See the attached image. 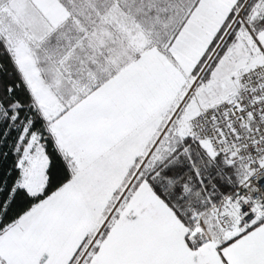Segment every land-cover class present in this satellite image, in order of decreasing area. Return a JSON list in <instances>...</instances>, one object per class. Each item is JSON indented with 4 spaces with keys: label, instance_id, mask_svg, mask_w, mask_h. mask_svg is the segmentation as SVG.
<instances>
[{
    "label": "snow or ice",
    "instance_id": "6c2138e0",
    "mask_svg": "<svg viewBox=\"0 0 264 264\" xmlns=\"http://www.w3.org/2000/svg\"><path fill=\"white\" fill-rule=\"evenodd\" d=\"M0 264H264V0H0Z\"/></svg>",
    "mask_w": 264,
    "mask_h": 264
}]
</instances>
